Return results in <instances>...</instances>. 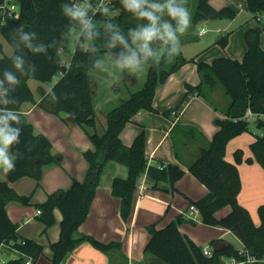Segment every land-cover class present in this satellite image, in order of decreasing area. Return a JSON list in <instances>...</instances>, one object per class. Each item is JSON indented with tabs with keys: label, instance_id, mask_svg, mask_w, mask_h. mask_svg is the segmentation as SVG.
<instances>
[{
	"label": "trees",
	"instance_id": "trees-1",
	"mask_svg": "<svg viewBox=\"0 0 264 264\" xmlns=\"http://www.w3.org/2000/svg\"><path fill=\"white\" fill-rule=\"evenodd\" d=\"M80 1L15 0L19 10L11 8L10 1L6 7L0 8V34L13 47L11 55L5 54L0 42V52L3 53L0 58V118L9 113L17 118L15 121L9 120L7 125L17 132V140L10 146L14 168L7 172L6 179L0 178V251L18 253L7 264H26L29 257L32 264H36L44 255L43 245L24 237L18 230L19 223L14 222L8 213V202L29 204L32 199V195L19 193L11 182L23 176L39 180L45 165L62 164L64 159L61 153L52 152V140L45 134L36 133L33 124L21 111L24 101H35L28 80L33 78L52 82L60 72V78L49 90L41 89L38 105L70 123L93 130L89 135L95 148L84 151L89 164L84 179L73 177L69 187L58 188L48 194L46 201L36 203L37 209L41 210L36 217L45 224V229L55 222V209L62 212L59 238L51 242V264H62L67 254L83 241H89L106 252L109 256L108 264H118L120 260L122 264H128V257L122 251L120 240L105 242L93 235L79 232L78 229L90 214L104 167L110 160L128 168L126 176L117 175L111 182L112 194L120 198V214L124 221H128L132 214L135 192L142 175L146 174L153 181V188L178 191L175 183L184 175L185 170L179 164L155 165L149 162L146 129H141L131 145L123 142L121 134L126 124L139 111H158L153 103L158 86L187 62L196 63L201 81L196 85L186 82V91L180 103L172 110L164 111V114L176 115L179 108L194 94L211 102V93L217 90L220 83L230 96V102L224 108L225 117L217 119L219 128L208 143L200 148L197 158L186 163L189 170L208 188V192L201 198H189L188 207L195 205L204 223L230 229L240 238L244 247L236 248L231 242L218 246L214 239L211 241V254H205L206 247L197 244L181 231L179 226L186 220L185 214L181 213L162 227H158L157 222L146 225L150 236L144 251L151 263L153 259H158L165 264H224L222 257H227L244 261L243 264H262L264 202L258 206L260 221L255 223L249 209L238 199L242 188L238 164L245 159L244 149L236 148L233 152L234 161H229L226 158V147L233 136L249 128L247 121L235 120L236 117H241L248 108L264 111V48L260 41L264 24L245 30L247 48L242 59L227 55L215 57L211 61L198 59L197 56L187 58L181 45L191 40L190 33L180 41L161 39L158 34L147 44L151 53L149 55L143 47L145 42L138 39L137 34L149 28L150 22L130 9L127 0H108L105 8L96 12L90 8L84 12L90 27H85L80 19L66 11L75 10ZM244 1L253 17L260 21V16L264 14V0ZM2 2L0 0V4ZM169 3L185 9L184 0H149L141 10L153 11L150 6H162L163 11L154 12L157 17L155 27L162 34L163 22H169L168 25L176 35L179 24L168 14L166 6ZM112 11H116L114 15H111ZM236 15L235 8H216L210 0H198L192 23L194 25L205 19H233ZM74 26L80 29V34L69 63L64 64L62 53L70 52ZM24 35H28L30 39L25 41ZM228 42L229 33L222 34L215 40L223 48ZM104 53H112L122 59L135 56L149 64V68L143 87L108 110L105 130L99 133L96 130L97 118L90 71L99 66ZM17 59L21 62L19 68L16 67ZM172 61L173 64L170 65ZM6 73L11 74L16 82H9ZM256 126L260 133H254L255 139L250 143L252 155L245 160L257 161L264 167V121L258 122ZM183 128L188 137L197 134L194 127H184L178 123L173 126L172 133ZM174 144L176 154L179 155L175 137ZM226 205H231V210L218 218L216 212ZM248 256L257 260L247 261Z\"/></svg>",
	"mask_w": 264,
	"mask_h": 264
},
{
	"label": "crops",
	"instance_id": "crops-1",
	"mask_svg": "<svg viewBox=\"0 0 264 264\" xmlns=\"http://www.w3.org/2000/svg\"><path fill=\"white\" fill-rule=\"evenodd\" d=\"M243 1L244 0H236V3L242 6ZM236 11H237V15H236L237 17L239 11L238 9H236ZM250 14L252 15L251 12ZM206 20L208 19L202 21L205 22ZM202 21L198 22L197 25H199ZM197 25H195L193 29L194 32L190 33L191 40L185 41L181 45V50L187 58H190L192 56H198V59H203L206 61H211L215 57L224 56V55L237 59L243 58L246 51V47H244L243 44L240 46L241 47L240 52H237L234 55L233 53H228V50L230 51L231 42H228L229 44H227V46L225 47L226 49L221 50L218 48L219 44L215 43L216 39H212V41H209L206 45L200 47V49H198L195 53H190L189 55H187L186 50L192 48L190 45L195 42H200L199 39L201 35H205L207 33V27L205 26H202L196 32ZM255 26L256 24L253 25V27ZM177 35L178 32L175 35V40L180 41L187 34L181 36L180 38H178V40L176 39ZM260 41L262 47L264 48L263 33L261 34ZM0 42L3 45V52L5 54L11 55L13 53V47L7 46V44L10 45V43L1 34H0ZM224 52H226V54ZM2 56L3 53L0 52V58ZM186 71H189V74L185 75ZM195 72L197 73L196 63L187 62L184 65H182L179 71L172 73L164 83L158 86L156 90L153 103L158 111H149V110L139 111L133 117V120L126 124L121 134L123 142L127 145H131L134 137L141 131L142 128H145L147 135L146 152L149 162L155 165L168 164V163L179 164L185 170L184 173L185 176L191 173L186 163H189L193 161L195 158H197L200 148L203 145H206L208 141L212 138L213 134L219 128V126H217L215 122L213 123V119L216 116H217L216 120L218 118L225 117L224 108H226L230 102L229 99V101L226 104L218 105L215 102L216 101L215 96L218 90L217 89L213 93H211L212 95L211 102L206 100L201 95L194 94L186 103L182 105V107L179 108V111L178 113H176V115L172 114L171 116H168L164 114L163 113L164 111L172 110L180 103V100L186 91V87H185L186 82H189L193 85L200 83L199 75L197 74V76H194ZM32 80L34 79L30 78L28 80L31 89H32V85H31ZM51 83L52 82H49L50 85H48L47 87H45L44 84L40 83L38 85L39 87L38 96L35 95L32 89L36 102L24 101L21 105V111L27 116L28 120L33 124L36 133L45 134L52 140L53 153H61V152H55L56 151L55 142L57 139L54 137V134L55 133L63 134L64 131V128L62 126L63 124L60 123L65 122L70 127H73L76 124L70 123L55 114V116H57L60 119L59 121H62V122H58L55 118H53V116H51L53 115L51 112L45 110L44 108L38 105L37 102L41 99V92H40L41 89L49 90L51 86L54 84ZM176 84L182 85V89H180L179 93L177 92L175 93L174 91V86ZM193 103H195V105L197 103H200L204 107L205 109L204 113L201 114L202 118L194 117V112L192 114H186V111L189 109V107H191ZM185 115L189 116L190 119H187L186 117L183 118ZM175 123L181 124L184 127L192 126L196 129V133L198 135V137L196 138L199 141L195 147H193L192 142L196 138H194L192 141L189 140L187 132L185 131L184 128L178 130L177 132L175 131V133L174 132L172 133L173 131L172 129ZM174 137L176 138L178 144L179 155L176 154ZM179 139H181V141H179ZM254 139L252 141H254ZM250 143H249V147H250ZM241 147L244 149L243 146ZM8 152H9V156L13 157L10 147L8 149ZM244 153H245V149H244ZM251 155H252V150L245 153L244 158L246 159L248 156ZM226 158L229 161H234V158H232L230 153L226 154ZM64 159L63 162L66 160ZM245 159L244 161L238 164V169L242 180V188L239 193L238 199L244 206L248 204L247 202L249 200L251 201V199H247L246 190H245L246 187L249 186L251 182L253 184L250 190V194L252 195V202L253 205L256 204V206L257 205L259 206L261 203H263L262 201L264 200L261 197L262 192H259V189H263L264 186V167L257 161L249 162ZM83 165L84 162L81 161V168H83ZM88 165H89L88 162H85V173H84V169H80L79 167L76 166L73 167L70 171L71 182L73 177L76 178L79 177V179L84 178L85 177L84 174L86 175ZM116 167L118 168L119 166ZM6 174L7 173L4 172L3 168L0 167V178L6 179ZM117 175L126 176L127 169L125 173L123 171H121L120 173H113L108 180H104V179L102 180V183H100V185L97 187L96 195L92 202L90 214L88 218L80 225L78 229L79 232L92 234L96 238L103 241H109L112 239L123 240L122 251L128 257V264H144L143 260L146 261V257L148 259V261L146 262H148L149 264H165L164 262L161 263L162 261L158 259L157 260L153 259L152 260L153 263H151L149 261L148 256L143 254L144 246L150 234L149 231L146 229V225L152 222H157V226L162 227V224H164L163 220L167 216H170L168 217L169 219H167L166 221L168 223L172 219H175L176 216L181 213L185 214L186 216L185 221H189V219H192L194 220L193 223H197V222L199 223V218H201L199 210L197 212H194V216L196 218H192L190 216L192 205L188 207L189 198L195 200L201 198L208 192L207 186L204 183H202L200 180L199 181L202 184L201 186H198L195 183L191 182L190 180H182L183 178L181 177V179H179L176 182V187L178 191L171 192L163 189L151 188L153 181L146 174H144L141 176V182H140V184L143 183V186L142 187L138 186L135 192L134 208L132 214L130 215L128 221H124L120 214V198L114 196L112 194V189H111L112 178ZM194 177L198 179L195 175ZM22 178H20L15 182H11V185L16 189L17 184L19 183V181H21ZM62 182H65V180H61L59 178L56 179V182L54 183L55 188L60 186ZM58 188H64V187H58ZM247 193L249 194V192ZM48 194L49 193H47V195ZM178 196L182 197V200L178 198ZM168 201L169 204L165 209V215H163L162 208L160 207L165 205ZM11 202L12 201L8 203L7 210L10 217L14 221L11 210H15V206L9 207V204ZM221 209L216 212L217 217L219 216L218 212L221 211ZM59 211H60L59 209L55 210L58 220L62 218L60 216ZM31 221H33L32 216L27 218L23 223L19 224L18 230L24 237L33 238V236L27 235L24 232L25 225H27ZM182 223L179 226L181 231L189 235L197 244H200L204 247L211 248V245L209 246L208 244L211 243V241L214 239L217 240L216 245L218 246H225L228 242H231L230 237H228V235L233 232L228 228L222 227L220 225H208L205 223V225L209 227L208 233H210L211 235L207 240H203L201 234H199L195 230L196 226L187 227V226H183L184 224ZM59 234L57 236H59ZM120 234L122 237H120ZM55 238H59V237H55ZM243 247L244 244L242 243V247L239 249H243ZM44 255H45L44 257H47L45 258L46 263L47 264L51 263L50 257L52 255V252L50 255L47 253H45ZM84 261H89L90 264H108L109 256L106 252L92 246L89 241H83L78 245H76V247L67 254V258L64 260L62 264H82V262ZM232 261H233L232 258H227V260H222L224 264H228ZM118 264H122L121 260L118 261Z\"/></svg>",
	"mask_w": 264,
	"mask_h": 264
},
{
	"label": "rangeland",
	"instance_id": "rangeland-1",
	"mask_svg": "<svg viewBox=\"0 0 264 264\" xmlns=\"http://www.w3.org/2000/svg\"><path fill=\"white\" fill-rule=\"evenodd\" d=\"M14 1L15 0H8L10 7L16 10H19V6ZM210 1L212 5H214L216 8L232 7V8L238 9L239 11L238 16L233 19H229V18L208 19L205 22L202 21L199 25H197V23L193 25L192 19L197 9L198 0H184L185 10L190 14L191 21L189 23V26L185 28L183 31L180 30L182 26L179 25V28L177 30L178 35L176 36V39L178 40V38H180L181 36L194 32L193 29L195 25H197L196 32L202 26L207 27V33L205 35H201L199 39L200 42L192 43L190 45L192 48L186 50L187 55H189L190 53H195L198 49H200V47H203L209 41H212V39H216L225 33H229V42H231L230 51L228 50V53H233L235 55L237 52H240L241 50L240 46L242 44L244 47L247 48L245 37H244L245 30L248 27H253V25L255 24L256 26L259 24H264V14L260 16L261 20L258 21L256 18L253 17V15L250 14L249 10L247 9L245 5L246 3L244 1L242 2L243 3L242 6L238 5V3H236V0H210ZM106 4L107 2L105 1L102 5H100V0H81L79 3H77V5L75 6V9L80 8L81 10L86 12L90 8L94 9L95 7H98V6H100V9L105 8ZM115 12L112 11L111 15H114ZM168 23L163 22L164 25ZM79 34H80V29L77 26H74L72 28V37L70 41V52L62 53V61L64 64L69 63L71 52H73L75 49ZM263 37H264V33H263ZM7 46L12 47L9 44H7ZM218 48L221 50L226 49V48H223V46L220 44L218 45ZM224 53L226 54V52ZM133 58H134V63L132 64L126 63V61L133 59ZM171 64H173V61L170 63V65ZM148 68H149V64H147L143 60L138 59L135 56H129V57H125L124 59H122V58H118L114 56L112 53H104L102 55V57L99 60V66L90 71L92 87L95 93L94 105H95L96 118H97L96 130L99 133L105 130L106 113L108 112V110L114 107L115 105L119 104L123 99L128 98L132 92L137 91L143 87L147 74H148ZM186 74H189V71H186L185 75ZM197 74L199 75L198 71L197 73L196 72L194 73V76H197ZM60 76H61V73L59 72L52 80V83H55L60 78ZM200 81H201V77H200ZM40 83L44 84L45 87L50 85L49 82H43L37 79L32 80L31 85H32V89L36 96L39 95L38 85ZM180 89H182V85L176 84L174 86L175 93L176 92L179 93ZM217 89L218 90L215 96V99H216L215 102L218 105L226 104L229 101L230 96L225 92L221 83L219 84ZM204 110H205L204 107L200 103H197L196 105L195 103H193L191 107H189V109L186 111V114H192L194 112V117L202 118L201 114L204 113ZM51 116H53V118H55L58 122H62V121H59L60 119L57 116H55V114ZM185 117L187 119H190L189 116L187 115H185L183 118ZM216 117H214L213 123L215 122V124L218 126ZM60 124H63L62 126L64 128V131H63V134H59V133L54 134V137L57 139L55 142L56 143L55 152H61V154L65 156L66 160L64 159L65 161L62 164H56V165L54 164L53 166L45 165L42 178L39 180L31 176H23L21 181H19V183L17 184L16 190L21 194L32 195L31 202L29 204H21V203L12 201L9 204V207L15 206V210H11L14 222L21 224L27 218L32 216L33 221L25 225L24 232L27 235L33 236L32 239L42 244L44 247V254L47 253L49 255L52 252L51 242L56 241L58 239L55 237H59L57 235L59 234V231H60V222L62 218L58 220L56 212H55V222L52 225H50L47 229H45V224L35 216L37 215V208H38L36 203H43L44 201H46L47 196H48L47 193L54 192L55 190H57L58 187H64V188L69 187L71 183L70 171L73 167L76 166V167H79L80 169H84V173H85V162H88V161L84 155V151L90 148H95L94 144L92 143L90 139V135H89V133L93 131L91 128L89 127L86 128L80 124H76L73 127H70L65 122L60 123ZM254 133L255 134L260 133V129L255 124L250 123L249 128L247 130L243 131L240 134L233 136L228 141L227 147H226L227 153L228 154L230 153L232 158H234L233 156L234 150L241 146L244 147L245 153L249 152L251 150V148L249 147V143L254 139L255 137ZM196 137H198L197 134L191 135L189 137V140L192 141ZM179 141H181V139H179ZM198 141L199 140L196 138L192 142L193 147L197 145ZM81 161L84 162L83 168H81ZM116 166H119V167L117 168ZM126 169L128 173V168L125 165L112 161V160L108 161L104 167L100 183H102L103 179L108 180L113 173H120L121 171L125 173ZM191 173H189L186 176L183 175L182 180H190L196 185L201 186L202 183L199 181V179H196L194 177V174L192 173L193 174L192 175ZM58 178L61 180H65V182H62L60 186L55 188L54 183L56 182V179ZM77 179H79V177ZM83 179L84 178H80L79 180H83ZM179 179H181V177ZM252 185L253 184L250 182V185L247 186L245 189L247 199H251V201L249 200L247 202L248 204L246 206L250 209V213L251 215H253L252 217H254L255 222L259 223L258 205L257 206L256 204L253 205L252 195L250 194ZM175 186H176V183H175ZM247 192H249L250 195ZM259 192H262L261 197L264 199V186H263V189H259ZM178 198L182 200V197L178 196ZM262 202H264V200ZM168 204H169V201L165 205L160 207L162 208L163 215H165V209L167 208ZM230 209H231V205H227L224 208H222L221 211L218 212L219 214L218 218H221L224 215H226L230 211ZM59 212H60V216L62 217L61 210ZM168 217L170 216H167L163 220L164 224L167 223L166 221L167 219H169ZM164 224H162V226ZM182 224H184L183 226H187V227L196 226L195 230L199 234H201L203 240H207L211 235L210 233H208L209 227L205 225V223L201 220V218H199V223L198 222L193 223L191 221H183ZM120 237H122L121 234H120ZM228 237H230V241L235 245L236 248L242 247L243 242L240 240V238L235 233H230ZM115 240H120L123 245V240L121 239H115ZM90 244L94 246L91 242ZM208 245L210 246L211 243H209ZM143 254L146 255L145 251H143ZM17 255L18 253L15 251H7V250L0 251V264H7L8 260L17 257ZM44 256L45 255H43L39 259L40 262L38 261L37 264H47L45 261V258L47 257H44ZM66 258L67 256L65 257V259ZM222 259L227 260V257H222ZM146 261H148L147 257H146ZM146 261L143 260V263L147 264L148 262ZM82 264H90V263L89 261H84L82 262Z\"/></svg>",
	"mask_w": 264,
	"mask_h": 264
},
{
	"label": "clouds",
	"instance_id": "clouds-1",
	"mask_svg": "<svg viewBox=\"0 0 264 264\" xmlns=\"http://www.w3.org/2000/svg\"><path fill=\"white\" fill-rule=\"evenodd\" d=\"M147 0H127L128 7L134 11H137L139 15L150 22V27L147 29H144L141 33L137 34V38L141 39L145 42L144 44V50L147 54H151L148 51L147 44L154 38L160 35L161 39H167L169 41L175 40V32L172 30L171 26L168 24L164 25V31L162 34L159 33V29L155 27L157 17L154 15V12L156 11H163V7L159 5H152L150 6L153 11H143L142 6L145 4ZM168 14L178 21V24L181 25V31H183L185 28L189 26V23L191 21L190 14L181 7H175L172 5V3H169L167 6ZM66 11L69 12L71 16L74 18L80 19L81 23L85 27H90L89 22L85 19V13L80 8H76L75 10H69L66 9ZM23 39L25 41H28L30 37L28 35H24ZM20 61L17 59L16 61V67H20ZM128 64L134 63V58L126 61ZM7 79L11 83H15V78L11 74H7ZM17 118L16 116L12 115L11 113L8 114V116L0 118V125H3L0 127V167L3 168L4 172L7 173L9 170H12L14 168L13 165V159L14 157L9 156L8 149L9 147L16 142L17 140V132L15 130H12L8 128V121L13 120L15 121Z\"/></svg>",
	"mask_w": 264,
	"mask_h": 264
},
{
	"label": "built area",
	"instance_id": "built-area-1",
	"mask_svg": "<svg viewBox=\"0 0 264 264\" xmlns=\"http://www.w3.org/2000/svg\"><path fill=\"white\" fill-rule=\"evenodd\" d=\"M105 1L108 2V0H100V5H102ZM7 4H8V0H3V2L0 4V8L6 7ZM99 9H100V6L95 7L93 9V12H96ZM174 113H176V112L174 111ZM237 119H242V120L247 121L249 124L253 123L256 125L258 122L264 121V111L253 110L251 108H248V110L241 117L235 118V120H237ZM142 186H143V183L139 184V187H142ZM191 208H192V210H191L190 216L192 218H196L194 216V212H197L198 209L195 205H192ZM37 213H41V210L37 209ZM204 252H205V254H211V248L206 247L204 249ZM232 259H233V261L228 263V264H243L244 263V261H237L234 258H232ZM255 260H257V259H255L254 257L248 256V258H247V261H255ZM260 261L263 262L262 264H264V258L260 259ZM26 264H32V260L30 257L28 258Z\"/></svg>",
	"mask_w": 264,
	"mask_h": 264
},
{
	"label": "water",
	"instance_id": "water-1",
	"mask_svg": "<svg viewBox=\"0 0 264 264\" xmlns=\"http://www.w3.org/2000/svg\"><path fill=\"white\" fill-rule=\"evenodd\" d=\"M216 245V244H215Z\"/></svg>",
	"mask_w": 264,
	"mask_h": 264
}]
</instances>
